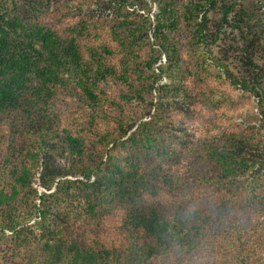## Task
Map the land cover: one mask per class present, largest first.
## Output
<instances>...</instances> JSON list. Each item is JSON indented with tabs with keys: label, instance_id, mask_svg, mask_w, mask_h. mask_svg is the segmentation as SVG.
Instances as JSON below:
<instances>
[{
	"label": "trees",
	"instance_id": "16d2710c",
	"mask_svg": "<svg viewBox=\"0 0 264 264\" xmlns=\"http://www.w3.org/2000/svg\"><path fill=\"white\" fill-rule=\"evenodd\" d=\"M98 1L64 23L68 0H0V264H264L250 2L153 0V18L147 0ZM222 82L258 122L228 114ZM200 108L230 128L204 133Z\"/></svg>",
	"mask_w": 264,
	"mask_h": 264
},
{
	"label": "rangeland",
	"instance_id": "374dc122",
	"mask_svg": "<svg viewBox=\"0 0 264 264\" xmlns=\"http://www.w3.org/2000/svg\"><path fill=\"white\" fill-rule=\"evenodd\" d=\"M148 5L151 9V15L154 18V13L157 12V3L153 0H147ZM11 3V0H8V3ZM250 2V9H253L256 13V18L252 21V35L254 38L257 39H264V0H248ZM68 4H71V11L69 9L63 8L61 10H58L54 12V10H51L52 17H58L57 19L61 20L64 23H68L71 21H76L77 17L83 14H95V13H101L103 10L101 8V5L98 0H83L81 3L78 4V0H68ZM50 12V13H51ZM70 12L69 17H66L68 13ZM60 17V18H59ZM231 36L235 37L238 36L239 32L236 30L232 32L230 30L229 33ZM216 51V49H215ZM168 81L167 78H163V82ZM264 85V84H263ZM219 88L222 90H226L231 97L238 98V104L234 107L229 109L228 114L232 115L235 118L236 122L239 121H245V120H251L252 122H258L257 114V108L255 104V98L253 96H244L240 97V94L242 93V90L240 88H236L234 86H231L228 82H222L221 86L219 85ZM197 116V117H196ZM195 116V121L197 123H200L204 133L210 134H216L217 132H221L226 128H230L231 126V120L227 118L220 119L221 116L217 114V109H205L200 108L199 113ZM209 118L213 119L216 123L213 125L210 123ZM209 120V121H208ZM218 123V124H217ZM194 129L196 128L197 124L193 123ZM193 130V129H192ZM114 222L108 221L106 223L105 230L111 228L112 224ZM105 236V233L99 232L100 239H103ZM110 239V238H108Z\"/></svg>",
	"mask_w": 264,
	"mask_h": 264
}]
</instances>
